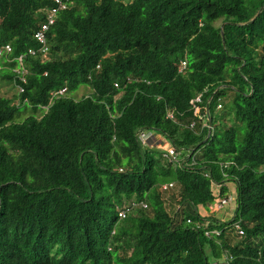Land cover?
Here are the masks:
<instances>
[{
  "label": "trees",
  "instance_id": "16d2710c",
  "mask_svg": "<svg viewBox=\"0 0 264 264\" xmlns=\"http://www.w3.org/2000/svg\"><path fill=\"white\" fill-rule=\"evenodd\" d=\"M62 2L32 56L58 5L0 0V264H264V0Z\"/></svg>",
  "mask_w": 264,
  "mask_h": 264
},
{
  "label": "built area",
  "instance_id": "2783aa9c",
  "mask_svg": "<svg viewBox=\"0 0 264 264\" xmlns=\"http://www.w3.org/2000/svg\"><path fill=\"white\" fill-rule=\"evenodd\" d=\"M54 1L58 5V8L46 12V23L42 25V27H41L42 29L38 33H36V35H35L36 40L41 45V49L39 52L31 50V51H29V55L36 56L37 53H40L41 55L45 56L49 52V47H48L47 39H46V33L55 24L56 17L58 15V13L64 9H66V5L62 2V0H54ZM11 53H12V47L10 45L0 46V59L2 57H8ZM24 58H25V56H21L17 59V62L19 63V67L15 71L17 74L22 76V79H24V76L26 74V71L24 70V65H23L24 64L23 63ZM185 68H186V63L182 62L180 71L185 70ZM18 90L20 91V93L23 92L22 89H18ZM66 93H67V89L64 88L61 91L57 92L55 94V96H64ZM197 102H200V98L197 99ZM219 108H221V107H219ZM194 126H195V124L193 123L191 125V128H194ZM154 138H155V135L152 134L151 132L147 133V132L141 131L138 134V139L143 146H150L151 147L150 142ZM159 149L164 153V157L167 160H169V162L176 164L178 166L183 165V159L180 158L181 154L174 146L171 145V146L167 147L166 145L163 144V146H160ZM194 164H195V161H194V159H192L189 166H192ZM174 188H175V184H166V185L160 186L159 190L161 191V193L164 194V193H169V192L173 191ZM227 203H228V201H226V200H218L217 203L213 206H218V208L220 209L221 206H225V205H227ZM133 206H135V205L133 204ZM142 207L147 208V205L143 204ZM129 212H130V210L128 208L122 209L119 212V217L121 219H125ZM235 229H236L238 234H240L241 236L244 235V232L242 231L241 226L239 224L235 225ZM225 259H226V262H228V258L226 257Z\"/></svg>",
  "mask_w": 264,
  "mask_h": 264
},
{
  "label": "rangeland",
  "instance_id": "374dc122",
  "mask_svg": "<svg viewBox=\"0 0 264 264\" xmlns=\"http://www.w3.org/2000/svg\"><path fill=\"white\" fill-rule=\"evenodd\" d=\"M4 93L6 94V96L11 97L13 95V91L9 90V89H4ZM91 93V88L88 86H81L76 92L71 94V97L79 100L81 99L84 95H87ZM156 138V139H155ZM155 138L150 142L151 147L154 148H159L160 146L166 145L167 147L171 146L166 140L161 139L159 136H155ZM158 138V139H157ZM160 139L163 141V143H161L162 141H160ZM157 148V149H158ZM160 150V149H158ZM262 170H264V167L262 168ZM229 187V194H228V203L225 206H221L220 209L218 208V206H211L210 207V212L211 213H215L216 217L219 219H222L226 222L230 221L232 219V217L234 216V212L236 209V204H235V187L233 183H229L228 184ZM216 191H218V188L215 189ZM172 194L173 191L167 193L166 195H164V199L167 201V205L169 206V208H176V205H174V203L172 202ZM217 203V202H216ZM215 203V204H216ZM214 204V205H215ZM206 211V209H202L201 210Z\"/></svg>",
  "mask_w": 264,
  "mask_h": 264
},
{
  "label": "crops",
  "instance_id": "0c3cea01",
  "mask_svg": "<svg viewBox=\"0 0 264 264\" xmlns=\"http://www.w3.org/2000/svg\"><path fill=\"white\" fill-rule=\"evenodd\" d=\"M160 141H162V140L160 139ZM161 143H163V141Z\"/></svg>",
  "mask_w": 264,
  "mask_h": 264
}]
</instances>
